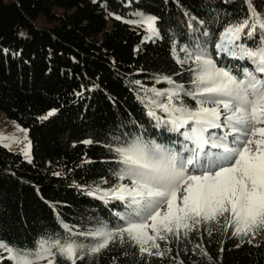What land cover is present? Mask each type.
Instances as JSON below:
<instances>
[{"label": "trees", "instance_id": "obj_1", "mask_svg": "<svg viewBox=\"0 0 264 264\" xmlns=\"http://www.w3.org/2000/svg\"><path fill=\"white\" fill-rule=\"evenodd\" d=\"M253 3L264 13V0ZM137 14L157 18L160 38L146 39L143 27L123 22ZM246 16V0H0V111L27 131L33 150L27 162L0 146V241L34 249L40 237L70 236L60 221L74 233L114 225L123 204L89 194L118 183L113 172L119 165L108 145L142 134L179 151L182 137L157 126L140 98L146 89H167L156 82L165 76L191 87L188 66L177 64L172 50L196 37L209 40L205 31L223 66L235 73L250 67L217 56L214 47L225 25ZM52 110L55 115L40 119ZM89 139L94 143L85 145ZM232 231L213 225L209 235L202 226L187 239L160 241L162 250L171 249L163 258L141 257L130 243L110 244L78 264H264V234L249 244ZM56 264L67 261L57 256Z\"/></svg>", "mask_w": 264, "mask_h": 264}, {"label": "snow or ice", "instance_id": "obj_2", "mask_svg": "<svg viewBox=\"0 0 264 264\" xmlns=\"http://www.w3.org/2000/svg\"><path fill=\"white\" fill-rule=\"evenodd\" d=\"M246 3L247 16L225 25L214 47L217 56L248 61L250 67L234 74L232 67L218 66L205 31L203 35L209 40L201 42L196 37L191 46L172 50L177 64L188 65L191 87L165 76L156 82H166L167 89H146L140 98L157 126L166 125L182 137L180 150L146 141L142 134L108 145L119 165L113 172L118 183L107 190L97 187L89 194L106 203L120 201L124 210L117 213V222H101L74 233L72 226L60 221L70 236L40 237L34 249L0 241V254L7 253L0 255V264L4 259L11 264H56L57 256L67 264H78L86 255H99L116 243L132 244L141 257L163 258L171 249L162 250L160 241L171 243L180 240L181 234L187 239L202 226L209 235L213 225L225 231L232 228L233 236L249 244L264 234V13L257 10L253 0ZM137 16L115 19L145 26L149 33L146 39L160 38L155 16ZM249 40L251 44L246 43ZM185 97L194 101V106L186 104ZM55 114L52 110L40 119ZM5 141L18 142L0 134V143L10 148L11 143ZM83 143L91 145L94 141ZM30 146L29 141L23 150L25 157ZM73 236L93 243L85 244Z\"/></svg>", "mask_w": 264, "mask_h": 264}, {"label": "rangeland", "instance_id": "obj_3", "mask_svg": "<svg viewBox=\"0 0 264 264\" xmlns=\"http://www.w3.org/2000/svg\"><path fill=\"white\" fill-rule=\"evenodd\" d=\"M132 26L133 27H137V25H132ZM141 27H143V29H145L147 31L145 26H141ZM148 35H149V33L147 32V36ZM174 47L176 48L177 51H179L180 48H178L176 46H174ZM172 53H173V51H172ZM180 55H181V57H183V53H180ZM213 58H214V56H213ZM214 59H216L218 66L222 65L220 63L219 59H217V58H214ZM233 62L234 61H231L230 64L233 63ZM185 66H188V65H185ZM224 66H226V65H224ZM232 70H233V68H232ZM234 74H235V72H234ZM20 129H23V128L17 122H15L13 120H10L5 113L0 111V134H2L4 136H7V137H15L16 140L18 141V142H15V143H12L11 141H5V143H11V147L10 148L9 147H5L3 143H0V146H3V147H5L6 149H8L10 151L19 152L22 155V157L24 158V160H26L27 162H29V160H31V162H32V160H33V150H32L31 140H30V138L28 136L27 131L26 130L25 131H20ZM29 141H30V145H31L30 146V153H29L28 157H25L24 154H23V150L26 149V146L28 145ZM0 255L7 256V253H2Z\"/></svg>", "mask_w": 264, "mask_h": 264}]
</instances>
